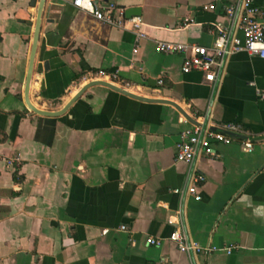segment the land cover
Here are the masks:
<instances>
[{"label":"crops","instance_id":"obj_1","mask_svg":"<svg viewBox=\"0 0 264 264\" xmlns=\"http://www.w3.org/2000/svg\"><path fill=\"white\" fill-rule=\"evenodd\" d=\"M38 1L0 0V264H264V59L227 55L208 82L182 72V53L156 49L158 40L211 46L231 25L224 7L239 0H99L139 7V39L130 23L107 25L72 0L44 2L29 101L60 110L103 69L204 126L240 125L229 144L213 142L215 154L191 166L175 160L191 123L168 103L96 84L59 116L31 111L24 85ZM254 1L264 20V0ZM192 169L204 176L199 200L174 192ZM176 226L202 246L233 249L181 252L168 239Z\"/></svg>","mask_w":264,"mask_h":264},{"label":"built area","instance_id":"obj_2","mask_svg":"<svg viewBox=\"0 0 264 264\" xmlns=\"http://www.w3.org/2000/svg\"><path fill=\"white\" fill-rule=\"evenodd\" d=\"M72 5L79 11L91 14L96 20L107 25L125 28L130 23L136 33V38L144 37L141 30L142 20L138 16L127 18L125 16V7H121L112 2L99 3V0H72ZM215 5L210 3L204 8L213 9ZM224 13L231 21V25L226 28H219L217 35L211 46H204L195 43H182L173 41H156V49L162 53H182V72L200 71L204 79L212 82L217 72L222 68L224 58L227 55L236 52H246L249 55H257L264 59V20L261 18L262 11L254 0H239L235 4L224 7ZM185 24L191 19L185 18ZM133 51H136V47ZM118 78L117 71L98 70L93 75H89L90 80H103L122 88L123 85L116 83ZM158 83H162L158 79ZM264 97V94H261ZM183 121H187L182 116ZM188 122V121H187ZM240 125L234 122H225L219 126H204L202 123H191L180 131L179 139L175 145V160L184 162L191 166L196 156L203 153L205 155H214L212 148L213 142L229 144L234 135L240 132ZM253 149V143L250 139L243 140V150L250 152ZM19 157L7 159V164L18 162ZM204 176L191 170L190 181L185 190L175 188L174 192L192 195L196 200L201 198L196 189V184L203 181ZM169 222L175 223L171 218ZM126 229L125 225L120 226ZM168 239L173 241L178 250L186 254L209 253L216 250H223L231 253L233 247H218L216 245L202 246L198 242L189 238L182 230L176 226L169 234ZM149 244L159 245L160 239L147 237Z\"/></svg>","mask_w":264,"mask_h":264},{"label":"water","instance_id":"obj_3","mask_svg":"<svg viewBox=\"0 0 264 264\" xmlns=\"http://www.w3.org/2000/svg\"><path fill=\"white\" fill-rule=\"evenodd\" d=\"M44 2L45 0H39L38 1V5H37V14H36V21H35V28H34V33H33V38H32V43H31V49H30V55H29V59H28V67H27V72H26V77H25V85H24V99L25 102L27 104V106L31 109V111L40 114V115H46V116H59L61 114H63L68 107L90 86L92 85H96V84H100V85H104L114 91H117L119 93H122L124 95L130 96L132 98L141 100V101H148V102H162V103H168L172 106H174L175 108H177L180 112H182L183 116L186 117L187 121L190 123H195L197 124V122L194 119H191V117H189V115L187 113H185V111H182L181 107L168 99H163V98H151V97H145L142 95H138L135 93H132L131 91H128L125 88H122L118 85H115L113 83L107 82V81H103V80H90L87 83H85L76 93L75 95H73L71 97V99L68 101V103H66V105L60 109V110H55V111H51V110H44V109H40L37 108L36 106H34L28 98V92H29V84H30V79H31V75H32V71H33V65H34V58H35V54H36V48H37V41H38V35H39V31H40V24H41V19H42V14L44 13ZM139 14V7H127L125 9V16L127 18L132 17L134 15H138ZM51 21H53V19H49Z\"/></svg>","mask_w":264,"mask_h":264}]
</instances>
